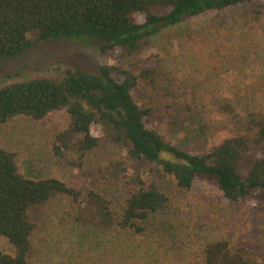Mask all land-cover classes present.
<instances>
[{
	"label": "rangeland",
	"instance_id": "rangeland-1",
	"mask_svg": "<svg viewBox=\"0 0 264 264\" xmlns=\"http://www.w3.org/2000/svg\"><path fill=\"white\" fill-rule=\"evenodd\" d=\"M107 42L79 36L38 43L0 62V86L54 76L66 67L96 73L100 66L116 64L99 50ZM117 65L136 74L147 66V79H138L131 93L139 106L157 110L152 128L192 154L209 152L245 128L253 115L264 116V0L208 11L162 28L130 60ZM68 120L65 110L42 120L17 116L0 125V147L14 153L17 169L26 178H56L77 189L91 182L116 222L104 227L89 187L80 191L78 202L55 193L46 204L27 211L34 225L28 264H203L205 246L215 241L227 242L248 264H264V200L230 203L202 181L185 190L172 178L156 179L170 199L168 208L138 224L142 232L121 228L117 223L130 179L141 174L149 182L153 174L110 144L88 153L80 169L76 154L58 157L52 144ZM118 160L126 166L125 178L101 174ZM0 251L14 252L2 236Z\"/></svg>",
	"mask_w": 264,
	"mask_h": 264
},
{
	"label": "trees",
	"instance_id": "trees-1",
	"mask_svg": "<svg viewBox=\"0 0 264 264\" xmlns=\"http://www.w3.org/2000/svg\"><path fill=\"white\" fill-rule=\"evenodd\" d=\"M255 0H0V62L17 57L36 44L79 36L104 38L100 52L116 60L96 73L66 67L54 76H38L0 86V125L17 116L42 120L65 110L67 128L53 141L58 157L76 154L80 169L85 156L101 144L125 151L128 160L153 174L147 182L141 174L130 179L131 189L118 225L142 232L138 224L168 208L170 199L156 179L172 178L176 186L190 189L195 181L214 187L230 203L254 198L264 200V116L253 115L233 136L209 152L192 154L166 141L150 122L157 110L139 106L132 96L138 79H147L121 67L145 41L160 29L188 17ZM151 72V71H150ZM101 173L126 177L124 161H114ZM86 182V181H85ZM89 182V181H88ZM77 189L56 178H26L19 173L13 152L0 147V236L12 245L13 254L0 251V264H28L34 225L27 218L32 206L46 204L55 193L74 202L89 187L88 196L98 202L104 227L115 224V214L103 196L85 184ZM96 191V192H95ZM102 197V198H101ZM89 200V199H88ZM264 262V245L262 247ZM203 264H248L228 243L215 241L204 248Z\"/></svg>",
	"mask_w": 264,
	"mask_h": 264
}]
</instances>
